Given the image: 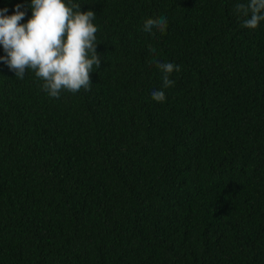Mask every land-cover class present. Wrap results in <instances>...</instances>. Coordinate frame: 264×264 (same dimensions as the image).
I'll return each instance as SVG.
<instances>
[{"label":"trees","instance_id":"obj_1","mask_svg":"<svg viewBox=\"0 0 264 264\" xmlns=\"http://www.w3.org/2000/svg\"><path fill=\"white\" fill-rule=\"evenodd\" d=\"M65 3L95 13L100 67L51 98L0 60V264H264V21L243 27L248 0ZM17 5L26 23L31 0H0ZM156 60L179 66L172 86Z\"/></svg>","mask_w":264,"mask_h":264},{"label":"clouds","instance_id":"obj_2","mask_svg":"<svg viewBox=\"0 0 264 264\" xmlns=\"http://www.w3.org/2000/svg\"><path fill=\"white\" fill-rule=\"evenodd\" d=\"M31 18L20 23L25 12L16 6L15 14L5 15L0 9V46L6 56L0 57L15 77L23 79L28 70L42 81L41 88L51 98H59L62 91L77 93L89 90L93 66L100 67L96 51L98 28L92 22L95 13L80 11V5L65 3V0H31ZM74 9H76L74 11ZM238 12L245 16L243 27L256 29L264 21V0H248L247 5L238 4ZM167 28L164 17L148 18L143 30L163 33ZM163 73L162 86L174 84L169 77L180 68L169 62L155 61ZM152 99L164 102L163 90H154Z\"/></svg>","mask_w":264,"mask_h":264}]
</instances>
